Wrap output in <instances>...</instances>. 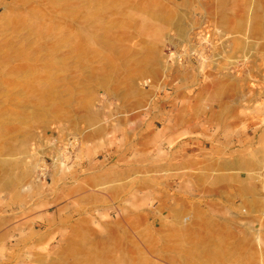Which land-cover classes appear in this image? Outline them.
Wrapping results in <instances>:
<instances>
[{"label":"rangeland","instance_id":"1","mask_svg":"<svg viewBox=\"0 0 264 264\" xmlns=\"http://www.w3.org/2000/svg\"><path fill=\"white\" fill-rule=\"evenodd\" d=\"M173 75L250 94L264 126V0H0V264H264V205L184 228L148 194L138 133L128 193L88 167ZM45 191L59 205L32 210Z\"/></svg>","mask_w":264,"mask_h":264},{"label":"crops","instance_id":"2","mask_svg":"<svg viewBox=\"0 0 264 264\" xmlns=\"http://www.w3.org/2000/svg\"><path fill=\"white\" fill-rule=\"evenodd\" d=\"M166 84L171 90L156 108L154 103L149 105L148 121L121 127L127 129L132 144L124 148L104 146L102 152L111 153L110 160L106 157L109 166L105 167V158H95L90 160L89 169L101 172L105 180L118 178L128 193L136 176L134 141L138 133L141 176L144 185L149 179L148 194L153 181L160 208L164 205L184 228L197 226L200 215L209 218L233 205L238 213L232 217L239 218L242 205H264V126L241 114L242 103L250 94L231 96L223 85L196 90L189 76L173 75ZM87 187V183L80 185V190L87 193ZM168 192L174 194L173 199L168 198ZM50 194H43L48 201L42 207L33 203L30 208L49 211L48 206L59 205V198L54 201Z\"/></svg>","mask_w":264,"mask_h":264}]
</instances>
